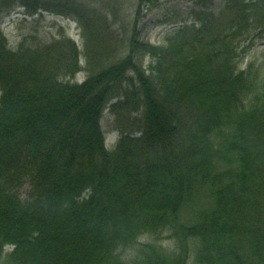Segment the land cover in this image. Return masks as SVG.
<instances>
[{
  "label": "trees",
  "instance_id": "obj_1",
  "mask_svg": "<svg viewBox=\"0 0 264 264\" xmlns=\"http://www.w3.org/2000/svg\"><path fill=\"white\" fill-rule=\"evenodd\" d=\"M192 1L163 44L135 28L114 61L89 0H0V264H264V83L236 63L241 42L264 39V0ZM16 7L75 20L85 51L63 31L10 49ZM159 229L172 251L122 258Z\"/></svg>",
  "mask_w": 264,
  "mask_h": 264
},
{
  "label": "rangeland",
  "instance_id": "obj_2",
  "mask_svg": "<svg viewBox=\"0 0 264 264\" xmlns=\"http://www.w3.org/2000/svg\"><path fill=\"white\" fill-rule=\"evenodd\" d=\"M89 2L98 7L106 16L108 15L110 29L116 35L108 47L113 46L120 49L114 61L127 55L125 43H128L134 35L135 28L141 40L163 44L165 33L173 26L167 20L172 22L183 18L184 11L194 3L192 0H153L143 4L140 12H137L139 0H89ZM214 3L217 6L219 0H214ZM2 29L8 43L14 49H17L26 39L29 45L50 42L63 31L67 37L76 40L81 51L82 49L85 51V42L81 37L82 29L79 24L76 21L73 22L72 19L49 12H43L41 17L26 16L23 7H16L2 18ZM253 43L254 45H251V42H241L236 63L238 69L247 70L264 83V39H255ZM86 60L84 54L80 56V70L76 74L79 83H82L87 76ZM143 64L148 66V57L144 58ZM137 115L139 116L140 113H134L132 117ZM115 119L116 116L106 110L101 121L102 129L110 139H115L116 132L113 131L116 128ZM28 192L29 187L25 186L20 194L24 197ZM187 216V213L186 215L183 213L180 220H187ZM141 243H152L166 251H172L176 245V238L170 229H159L145 234L139 238L138 245L133 246V244L120 250L122 258L129 261L134 258Z\"/></svg>",
  "mask_w": 264,
  "mask_h": 264
}]
</instances>
